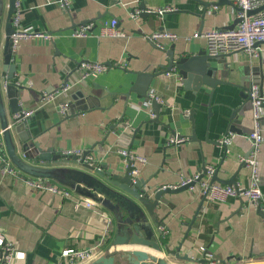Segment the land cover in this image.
Instances as JSON below:
<instances>
[{
  "label": "crops",
  "instance_id": "obj_1",
  "mask_svg": "<svg viewBox=\"0 0 264 264\" xmlns=\"http://www.w3.org/2000/svg\"><path fill=\"white\" fill-rule=\"evenodd\" d=\"M18 1L21 26L50 34L48 38L22 40L13 55L15 80L23 86L20 104L33 109L25 121L44 149L54 147L53 152L63 154L65 149L85 148L96 167L123 176L127 172L131 175L119 152L127 147L147 157L146 164H139L137 178L144 180V189L150 192L203 173L207 165L215 166V182L226 184L220 179L235 177V183L248 185L249 169L241 160L250 150L249 134L254 128L248 89L257 83L264 95V55L235 51L211 59L218 66L214 77L222 82L210 87L168 73L177 70L166 71L165 51L144 37L168 29L177 32L179 38L161 40L166 49L175 45L178 53H192L206 48L204 37L188 36L233 23L237 10L229 0H146V10L139 7L143 0H70L67 11L59 0ZM163 7L173 9L163 14L154 11ZM7 9L5 0L0 28L2 84L8 73L2 55ZM136 9L140 11L137 17ZM113 17L118 18L124 36L102 34V27ZM90 21L94 27L88 35H73L76 28ZM83 59L124 66L83 79L77 70ZM144 70L158 73L151 82L150 94L164 98L159 114L147 97L130 90L135 71ZM65 81L71 84L66 95L41 103L44 90L57 89ZM62 100L69 102L66 116L59 110ZM3 101L10 121L13 114L5 94ZM262 120L264 127V116ZM229 131L234 137L225 154L218 139ZM174 134L188 140L169 143ZM13 138L18 142L16 132ZM2 142L7 151L4 134ZM259 160L264 194V140ZM28 177L36 176L0 168V233L15 244L12 264H57L65 248H86L100 242L109 217L113 220L111 231L99 255L114 249L117 220L112 210L98 202L87 206L82 200L88 197L54 178L50 180L72 190L73 197L35 189L26 182ZM164 198L168 203L160 204L156 212L166 216L165 226L162 234H157L163 248L159 255L170 264H208L203 253L195 249L202 244L224 264H264V215L257 204L239 197L212 201L197 183L181 192L166 193Z\"/></svg>",
  "mask_w": 264,
  "mask_h": 264
},
{
  "label": "water",
  "instance_id": "obj_2",
  "mask_svg": "<svg viewBox=\"0 0 264 264\" xmlns=\"http://www.w3.org/2000/svg\"><path fill=\"white\" fill-rule=\"evenodd\" d=\"M228 2L232 4L230 0ZM7 3L6 40L2 55L3 68L8 73L4 84L0 80V118L12 166L36 177L54 178L70 186L80 195H84L112 210L117 220L116 234L112 242L114 249L99 255L89 264H170L167 259L159 255L163 248L158 234L163 232L161 227L165 226L164 219L166 216L160 217L156 209L160 204L168 203L164 194L181 192L195 184V181L176 188L168 186L150 192L144 189L146 184L143 179L136 178L134 181L128 172L122 176L113 173L111 170L96 167L91 159L87 158L90 154L88 151L81 156H67L60 152H53L54 147L44 149L35 140V136L28 128L25 119L15 116V113L24 109L20 104L23 86L15 80L17 67L13 61L14 53L11 47V35L15 31L13 16L18 10V0H7ZM4 5L5 0H0V28L5 14ZM139 7L146 10L147 1L140 2ZM262 8H264V4L252 9L250 13ZM238 21L239 18H236L228 27H233ZM163 50L168 56L166 71L177 70L178 72H176L181 76L184 75L189 80H197L196 84H206L210 87H215L219 82H222L220 78L214 77V72L218 70V66L211 62V59H218L222 55H211L205 47H201L192 53H189L188 50L178 53L175 45H171L168 49L163 48ZM258 55H264V50L260 51ZM135 73L136 77L132 81L130 90L138 92L140 96L147 97V101L153 104L155 111L159 114L163 103L149 96L152 90L151 82L158 73L145 70L135 71ZM4 94L9 98L11 105L13 116L10 121L4 109ZM248 94L251 99L249 89ZM190 118L194 119L193 113ZM13 132L18 135V142L13 138ZM223 146L226 154L227 147L224 144ZM62 163L68 165H62ZM205 172L206 167H204L203 174ZM214 174L212 180H214ZM234 178L226 181L220 180L226 184H236ZM257 208L264 215V209L260 204ZM118 246H122L121 249ZM145 247L152 248L158 253L149 252L144 249ZM166 250L170 253L167 247Z\"/></svg>",
  "mask_w": 264,
  "mask_h": 264
},
{
  "label": "built area",
  "instance_id": "obj_3",
  "mask_svg": "<svg viewBox=\"0 0 264 264\" xmlns=\"http://www.w3.org/2000/svg\"><path fill=\"white\" fill-rule=\"evenodd\" d=\"M230 1L232 2L233 6L237 8L236 18H239V21L233 27L216 26L206 31H195L192 33V35L188 36V39L204 37L207 43L206 48L208 53L214 56L225 55L235 51H243L249 56L258 55L260 51L264 50V8L254 13H250V11L252 9L261 7L264 4V0ZM59 3L65 11H67L70 7V0H59ZM215 8H217V5H215ZM171 9H173V7H163L154 9V11L163 13ZM139 12L140 11L136 9V11H134V15L137 17ZM118 23V18L113 17L109 23H106L102 27V34L110 36H124L125 31L118 26ZM13 25L15 27V31L11 35V47L13 53L18 48L20 42L24 39H30L33 37H50V34L48 33L36 31L30 27H22L20 24V14L18 11L14 13ZM93 27L94 22L92 21L84 23L73 31V35H88ZM144 37L155 41L159 47L165 48V44L161 43V40L167 39L169 41H175L179 38V34L172 30L159 29L144 35ZM114 66H124V64L119 62L105 63L99 60L83 59L78 63L77 70L79 71L81 78L85 79L103 73ZM168 73L178 74L176 71ZM70 86L71 84L68 81H65L57 89L44 90L40 96L41 103H47L55 100L60 95H66L70 89ZM249 92L252 103L254 128L249 134V139L251 142L250 150L246 155L241 157V160L249 169L248 185H243L241 183L221 184L215 182L211 179L215 172V166L207 165L204 175L203 173L199 172L195 175L186 176L182 178L178 184L164 185L162 188H166L168 186L176 188L195 181V184L191 185L190 188L195 187L197 183L200 191L212 201H226L229 197H239L245 198L257 205L260 204L263 206L264 194L261 187L259 152L261 144L264 140V127L262 120L264 116V95L257 83H253L250 86ZM150 97L155 98L160 102L164 101V98L156 93H151ZM59 110L63 116H66L69 110V102L67 100H62L59 102ZM32 112L33 109H23L21 112L15 113V116L20 117L21 119H26L32 114ZM185 112L187 114L189 113L188 110H185ZM2 135L3 129L0 122V168L3 172L16 174L18 168L16 169V167L12 166L11 159L7 151L4 149ZM233 137V132L229 131L227 134L221 136L218 141L220 144H224L228 151V144L232 142ZM186 140H188V137L179 134H174L169 137V143L173 144L181 143ZM85 152H87V149L85 148H70L65 149L63 154L67 156H81ZM119 152L124 156V160L130 170L131 175L134 179H136L141 170L139 164H146L147 157L127 147L120 148ZM87 158H89V156H87ZM25 180L35 189L48 190L53 193L62 194L64 197H73L72 190L51 181L50 178L28 177ZM82 202H84L87 206L96 204V201L90 198H85L82 200ZM111 223H113V220L111 217H109L100 242L86 248H65L62 251L61 259L57 264H89L91 261H93L101 252V244L105 239L108 238V235L111 231ZM0 247V264H12V259L15 254V244L11 240L5 239L4 235L1 233ZM195 249L203 253L204 257L208 261V264H224V261L214 255V253L210 251L204 244L195 246Z\"/></svg>",
  "mask_w": 264,
  "mask_h": 264
}]
</instances>
